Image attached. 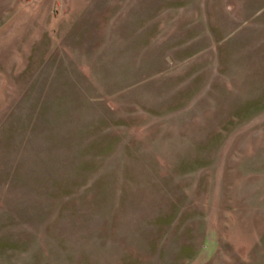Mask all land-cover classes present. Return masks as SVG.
<instances>
[{
	"label": "rangeland",
	"instance_id": "obj_1",
	"mask_svg": "<svg viewBox=\"0 0 264 264\" xmlns=\"http://www.w3.org/2000/svg\"><path fill=\"white\" fill-rule=\"evenodd\" d=\"M0 264H264V0H0Z\"/></svg>",
	"mask_w": 264,
	"mask_h": 264
}]
</instances>
